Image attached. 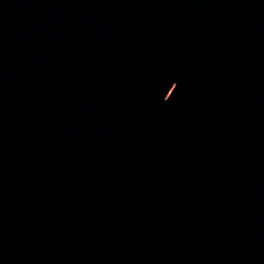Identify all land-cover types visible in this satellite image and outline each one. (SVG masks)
<instances>
[{
	"label": "water",
	"instance_id": "obj_1",
	"mask_svg": "<svg viewBox=\"0 0 264 264\" xmlns=\"http://www.w3.org/2000/svg\"><path fill=\"white\" fill-rule=\"evenodd\" d=\"M0 264H264V0H0Z\"/></svg>",
	"mask_w": 264,
	"mask_h": 264
}]
</instances>
